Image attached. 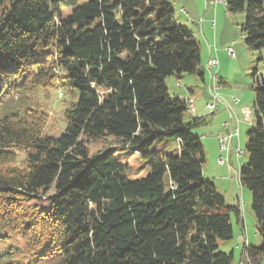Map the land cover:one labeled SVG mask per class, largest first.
I'll return each mask as SVG.
<instances>
[{
  "label": "trees",
  "instance_id": "16d2710c",
  "mask_svg": "<svg viewBox=\"0 0 264 264\" xmlns=\"http://www.w3.org/2000/svg\"><path fill=\"white\" fill-rule=\"evenodd\" d=\"M61 1L75 0H0V264H261L264 70L239 172L263 242L235 263L218 247L240 210L203 174L205 117L185 120L166 85L204 77L193 30L170 0H86L65 16ZM226 5L264 62V0ZM59 85L64 126L50 135L45 104ZM107 135L133 151L175 135L181 153L146 156L151 174L128 180L110 150L90 154Z\"/></svg>",
  "mask_w": 264,
  "mask_h": 264
},
{
  "label": "rangeland",
  "instance_id": "374dc122",
  "mask_svg": "<svg viewBox=\"0 0 264 264\" xmlns=\"http://www.w3.org/2000/svg\"><path fill=\"white\" fill-rule=\"evenodd\" d=\"M86 0H75L71 2L61 1L62 14L68 15L75 7L83 4ZM189 1L190 0H186ZM195 9L200 11L198 18H192L191 22H182L190 26L195 34V40L199 42L201 48V69L205 68L207 82L204 84L196 74H186L180 80L174 76L167 77L166 85L172 97H178L186 102L194 103L195 106H205L207 103L214 102L210 85V72L207 66V51L209 44L218 50L219 68L217 74L220 76V90L222 97L218 110L211 114L206 109L204 114L205 122L195 129V132L201 137V142L205 152V163L203 165V174L216 185L218 191L223 195L227 205H233L240 210V220L235 213L232 214V224L234 235L229 240L219 241L218 251L232 252L235 263L242 259L244 244L259 247L263 240L257 229V219L252 208L251 191L240 182V169L248 160L246 145L248 133L252 129L255 121L254 103L255 87L257 85V69L259 73L264 70V62H258L260 51L253 50L245 43V36L241 29L244 20L243 13L226 12V3H219L218 13L212 12L214 5L204 14L206 0H191ZM171 7L176 14V18L183 19L179 15L182 11V2L184 0H170ZM210 12H212L210 14ZM209 18V16H211ZM203 20L208 24L207 31L202 32L201 23L194 26V21ZM220 30V36L215 38L216 28ZM203 24V23H202ZM208 34V35H207ZM210 35V36H209ZM228 40L227 42L225 40ZM226 47H232L234 56L226 51ZM206 51V53H205ZM263 53V52H262ZM206 63V64H205ZM196 78V79H194ZM196 81V82H195ZM181 83V86L180 84ZM192 86L195 94L188 98V87ZM67 98V89L59 87L51 91V99L46 101V109L49 112V119L45 127V133L50 135H59L64 126V100ZM234 98L238 99L235 103ZM248 113V115L246 114ZM196 116L194 112L186 111L185 120L189 121ZM231 123L229 128L224 123ZM238 130L239 136L235 140H230L229 149L222 151L219 144V135H228L227 131ZM237 139L239 140V149L243 151L241 155L237 154ZM110 150L114 158L125 165L121 172L122 176L128 180H137L147 177L151 174V166L146 156L163 158L178 156L181 153L180 145L175 135H167L162 140L154 141L152 144L137 148L136 151L123 146V141L115 135H107L97 139L89 145L91 155ZM224 158V162L220 161ZM168 179V177L166 178ZM261 264H264V259Z\"/></svg>",
  "mask_w": 264,
  "mask_h": 264
},
{
  "label": "built area",
  "instance_id": "2783aa9c",
  "mask_svg": "<svg viewBox=\"0 0 264 264\" xmlns=\"http://www.w3.org/2000/svg\"><path fill=\"white\" fill-rule=\"evenodd\" d=\"M220 2H223L225 4V0H207V4H211V5H217ZM226 51L227 53H229L230 55L234 56V50L232 47H226ZM219 67V60L218 58H210L208 60V69L210 71V92H211V96L214 100V102H210L206 104V109L208 110V112H210L211 114H214L219 107V103L222 99L219 90H220V83H219V75L217 74V70ZM235 103L238 101V99L234 98ZM195 111V105L193 103V112ZM231 125V123L225 122L224 126L226 128H229V126ZM228 135H219V144H220V149L222 151L228 150L229 149V142L230 140H235V137L239 136V132L238 130L235 132L232 130L227 131ZM237 147H236V151L238 155H241V149H239V140L237 139ZM220 161L224 162V158L220 157Z\"/></svg>",
  "mask_w": 264,
  "mask_h": 264
},
{
  "label": "crops",
  "instance_id": "0c3cea01",
  "mask_svg": "<svg viewBox=\"0 0 264 264\" xmlns=\"http://www.w3.org/2000/svg\"><path fill=\"white\" fill-rule=\"evenodd\" d=\"M190 3H191L192 5L195 6V4H193L191 0H190V2H189V1H186V0H184V2H182V4H181L182 7H181V8H182V10H183L185 13H183L182 11H179V15H180L183 19H179V20H178V19L175 17V19H176V21H177L178 23L184 24V23H182V22H185V21H187V22H191V21H193L192 18H193V19H194V18H198L197 16H199L200 11L197 10V9H195L194 6H191ZM211 6H212V5H211ZM218 6H219V4L214 5L213 8H212V12L215 11V14L218 13ZM209 8H210V5L207 4V0H206V5H205V9H204V14L207 15L206 11H207ZM226 9H227V6H226ZM212 12H210V14H211ZM226 12H227V11H226ZM174 15L176 16L175 12H174ZM211 17H212V15L209 16V18H211ZM197 23H201V25H202L201 29H202V32H203V33H205V32L207 31V33L209 34L208 24H206V26H205V24H204V19H203V20H202V19H201V20H198V19H197L196 21H194V24H193V25L196 26ZM202 23H203V24H202ZM184 25H185V24H184ZM213 26H215V28H216V25H215L214 23H213ZM189 27H190V26H189ZM190 28H191V27H190ZM208 34H207V35H208ZM209 36H210V35H209ZM219 36H220V30L216 28V31H215V38L218 39ZM228 40H229V39H228ZM228 40L226 39L225 41L227 42ZM205 53H206V51H205ZM216 55H218V50L209 44V52L207 51L208 59H209L210 57H218V56H216ZM207 61H208V60H207ZM205 64H206V63H205ZM206 69H207V66H206ZM203 72H204V77H203V79H202L199 75H197V76H199V78L201 79V81L205 84V83L207 82V80H206V75H205V68L203 69ZM209 72H210V71H209ZM219 78H220V76H219ZM194 79H196V78H194ZM220 80H221V79H220ZM195 82H196V81H195ZM179 84H180V86H181V83H179ZM207 87H209V90H210V85L207 86ZM194 94H195V91H194L193 87H192V86H189V87H188V98H190V97H189L190 95L194 96ZM205 108H206L205 106H201V105L195 106V111H194L195 115H196V116H204V114L206 113V109H205ZM246 114L248 115V113H246Z\"/></svg>",
  "mask_w": 264,
  "mask_h": 264
},
{
  "label": "bare ground",
  "instance_id": "6f19581e",
  "mask_svg": "<svg viewBox=\"0 0 264 264\" xmlns=\"http://www.w3.org/2000/svg\"><path fill=\"white\" fill-rule=\"evenodd\" d=\"M225 3H226V0H225ZM210 58H213V57H210ZM209 58V59H210ZM215 58H217V57H215ZM207 67H208V62H207ZM219 68V67H218ZM208 69V68H207ZM209 70V69H208ZM187 109H188V111H191V112H193V103H191V102H187ZM243 153V151H241V154Z\"/></svg>",
  "mask_w": 264,
  "mask_h": 264
}]
</instances>
